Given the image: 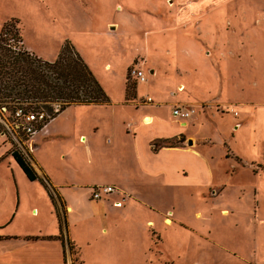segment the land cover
<instances>
[{
	"label": "rangeland",
	"instance_id": "obj_1",
	"mask_svg": "<svg viewBox=\"0 0 264 264\" xmlns=\"http://www.w3.org/2000/svg\"><path fill=\"white\" fill-rule=\"evenodd\" d=\"M93 3L99 2L0 0V34L5 23L17 19L14 27L21 31L11 45L24 49L25 36L47 49L51 32L47 15H55L57 30L74 38L76 51L112 102L125 100L126 83L140 86V97L168 102L161 110L164 124H153L157 134L179 128L171 121L175 119L172 102L194 108L185 135L192 136L191 149L208 159L212 182L226 186L219 199L234 212L214 220L219 228L214 239L219 238L226 253L218 262L264 264V0H108V26L99 23L98 16L96 21L91 18L87 8ZM79 8L82 11H75ZM51 29L56 32L52 24ZM132 68L143 70L148 81L137 83L130 76ZM156 71L158 75L152 76ZM190 73L196 76L191 79ZM180 84L186 87L184 92L178 91ZM103 111L72 106L61 118L81 117L92 123L105 115ZM129 120L132 124L139 121L132 112ZM2 127L0 123V222H10L18 185L24 210L29 208L26 202L37 198L43 188L31 184L14 161L11 152L18 147L3 136ZM35 138L27 143L30 162ZM175 142L182 146L181 139ZM158 147L153 146L154 150ZM42 153L44 157V149ZM65 160L70 161L69 157ZM169 195L177 197V211L189 223L194 210L221 212L218 207H206L202 199L188 200L181 191ZM256 196L260 206L255 207Z\"/></svg>",
	"mask_w": 264,
	"mask_h": 264
},
{
	"label": "crops",
	"instance_id": "obj_2",
	"mask_svg": "<svg viewBox=\"0 0 264 264\" xmlns=\"http://www.w3.org/2000/svg\"><path fill=\"white\" fill-rule=\"evenodd\" d=\"M98 2L89 4L87 10L93 21L98 16L97 21L108 26V0ZM47 16L51 32L46 45L50 46L42 50L41 45L29 42L22 33L23 46L39 57L46 55L52 62L67 41L74 47L77 43L71 35L59 33L55 15ZM56 41L58 46H54ZM190 75L191 79L196 76ZM126 87L125 100L121 102L75 106L104 110L99 120L87 123L81 117H66L63 121L62 112L36 136L31 164L56 192L57 204L40 181H30L43 191L29 199V208L24 210L18 185L13 220L0 222V264H221L218 261L226 253L219 238L214 239L219 236L214 220L234 212L220 202L226 186L212 182L208 159L191 149L192 136L185 134L193 117L189 121L173 117L176 120L171 121L178 130L157 134L152 128L164 124L161 110L168 102L138 106L145 100L140 97V86L135 99L129 102ZM177 89L184 92L186 87L180 84ZM178 102H172V113ZM131 112L139 119L137 123L130 122ZM163 128L169 130L167 126ZM174 138L181 139L182 146L162 147L165 140ZM66 139L73 142L69 144ZM186 142L191 146L185 147ZM154 145L159 146L157 150ZM100 186L119 190L95 201L91 190ZM174 191L183 192L188 200L202 199L206 207L212 205L221 212L215 215L212 209L194 210L192 222L184 221L177 211V197L169 195ZM253 204L260 206L257 196ZM61 234L65 244L58 238ZM233 253L242 259L241 254Z\"/></svg>",
	"mask_w": 264,
	"mask_h": 264
},
{
	"label": "trees",
	"instance_id": "obj_3",
	"mask_svg": "<svg viewBox=\"0 0 264 264\" xmlns=\"http://www.w3.org/2000/svg\"><path fill=\"white\" fill-rule=\"evenodd\" d=\"M12 19L4 24L0 34V108L11 112L22 109L25 113L45 112L47 123L72 106L111 105L108 94L68 41L55 61H47L23 48L11 45L21 28L15 29ZM137 86L126 87L127 101L135 99ZM177 138L165 140L162 147H179ZM12 157L30 181H40L57 204L45 178L39 176L31 162L18 150ZM66 243L64 236L58 237ZM72 250V247H70Z\"/></svg>",
	"mask_w": 264,
	"mask_h": 264
},
{
	"label": "built area",
	"instance_id": "obj_4",
	"mask_svg": "<svg viewBox=\"0 0 264 264\" xmlns=\"http://www.w3.org/2000/svg\"><path fill=\"white\" fill-rule=\"evenodd\" d=\"M130 76L136 80L137 83L147 82L145 72L139 68H132ZM153 102L154 100L152 97L148 96L140 104H150ZM9 111V108L6 106L0 108V114L3 117L2 119L0 118V123L3 126V136L17 145L18 149L15 150H18L25 157H28L29 148L27 147V143H29L33 137L37 136L48 124L47 119L49 116L45 112H38L36 114L25 113L22 109H18L11 113ZM194 115L195 109L190 106L177 105L173 108V116L175 118L189 121ZM118 190L119 189L115 186L94 187L91 190V198L96 201L101 200L105 195L117 192ZM120 205L121 203H118V206Z\"/></svg>",
	"mask_w": 264,
	"mask_h": 264
}]
</instances>
